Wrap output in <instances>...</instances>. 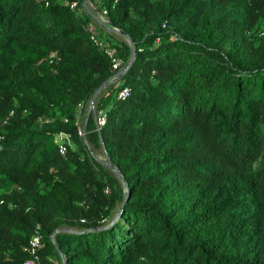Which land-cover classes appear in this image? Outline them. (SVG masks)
I'll use <instances>...</instances> for the list:
<instances>
[{
	"label": "trees",
	"instance_id": "1",
	"mask_svg": "<svg viewBox=\"0 0 264 264\" xmlns=\"http://www.w3.org/2000/svg\"><path fill=\"white\" fill-rule=\"evenodd\" d=\"M92 1L122 178L84 0H0V264H264V0Z\"/></svg>",
	"mask_w": 264,
	"mask_h": 264
},
{
	"label": "built area",
	"instance_id": "2",
	"mask_svg": "<svg viewBox=\"0 0 264 264\" xmlns=\"http://www.w3.org/2000/svg\"><path fill=\"white\" fill-rule=\"evenodd\" d=\"M75 7L76 4H73L72 8ZM106 15H107V11L103 10L102 17H105ZM105 18H107V16ZM91 39L97 46L102 48L105 51V53L108 55V57L111 59L113 76L111 77L110 81L112 83L120 81L122 76L126 73L125 68L127 64L124 65L122 60L117 57V49L111 47V45L107 41L98 39L96 37V34L94 33L92 34ZM128 95H129V88H125L122 91H120L118 97L124 100L125 98H127ZM100 120L102 121V124H104L105 116H102ZM79 129H80V134L82 135L83 134L82 127H80ZM67 139H69V136L64 133H59L56 135V142L59 144V150L62 155H66L67 153V146H66ZM105 191L106 193L109 192L108 189H106ZM42 248H43L42 235L39 232H37L33 235L31 240L29 241V244L25 248V252L27 253L28 258L22 264H43L40 254V250Z\"/></svg>",
	"mask_w": 264,
	"mask_h": 264
},
{
	"label": "rangeland",
	"instance_id": "3",
	"mask_svg": "<svg viewBox=\"0 0 264 264\" xmlns=\"http://www.w3.org/2000/svg\"><path fill=\"white\" fill-rule=\"evenodd\" d=\"M86 7L94 15V17H93L94 23L91 26V28H92L91 30H92V32L94 34H99L101 32H107V33H110V34H114L115 37H117V38H115L117 40H122L124 42L126 41V39L124 37H122L120 34L116 33L113 29H111L110 24H108V23L106 25L104 24L106 19L101 18L102 17L101 15H102L103 11H101L97 7V5L93 3L92 0H87L86 1ZM95 111H96V104L92 105L91 102L89 103V105L87 107L82 109L81 116H80L82 129H83V127H86V124L88 122V117H89L90 113L95 112ZM95 116H96V119H97V124L99 125V127H101L103 125L102 121L100 120L102 118V115L96 113ZM66 142L71 144L72 140L69 138V139L66 140ZM91 148L93 149L92 151L94 153L92 155L96 158V160L98 162H100L102 165L106 166L107 158H106L105 152L102 151V150H97V149L93 148L92 146H91Z\"/></svg>",
	"mask_w": 264,
	"mask_h": 264
},
{
	"label": "water",
	"instance_id": "4",
	"mask_svg": "<svg viewBox=\"0 0 264 264\" xmlns=\"http://www.w3.org/2000/svg\"><path fill=\"white\" fill-rule=\"evenodd\" d=\"M86 1H87V0H84V2H83V7L85 8V10H86L88 13H90V14L94 17V15H93V14L88 10V8L86 7ZM102 18L106 19L105 23L103 22L105 25H106L107 23L110 24L111 29H113L116 33H118V34H120L122 37H124V38L126 39V42L132 47V55H131V58H130L129 62H128L127 65H126V68H125V72H127V71L129 70V68L131 67V65L134 63L135 58H136V50H135L134 44L132 43L130 37L128 36V34H127L125 31H123V30L120 29L119 27L115 26L112 22H110V20H109L108 18H105V17H102ZM108 27H109V26H108ZM110 27H109V28H110ZM110 83H112V82L109 80V81L106 82L102 87H100V89L95 93V95L93 96V98H92V100H91V104H92V105L95 104V101H96V99H97L99 93L101 92V90L104 89V88H105L108 84H110ZM82 136L84 137V139H85V143L87 144V146H88V148L90 149L91 153L94 154L93 151H92L93 149L91 148V146L89 145V142H88L87 139H86L85 127H83V134H82ZM105 155H106V158H107V164H106V167H108V168H109V169H110L115 175H117L119 178H122V176H121L119 170H118L113 164H111V162H110V160L108 159V156H107L106 153H105ZM125 202H126V200L124 201V204H125ZM57 232H58V231H56V232L54 233V235L52 236L53 241H55V236H56V233H57Z\"/></svg>",
	"mask_w": 264,
	"mask_h": 264
},
{
	"label": "bare ground",
	"instance_id": "5",
	"mask_svg": "<svg viewBox=\"0 0 264 264\" xmlns=\"http://www.w3.org/2000/svg\"><path fill=\"white\" fill-rule=\"evenodd\" d=\"M99 12V11H98ZM98 16V15H97ZM102 16V15H101ZM102 18V17H101Z\"/></svg>",
	"mask_w": 264,
	"mask_h": 264
}]
</instances>
